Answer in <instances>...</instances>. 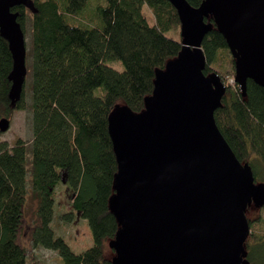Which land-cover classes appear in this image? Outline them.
Segmentation results:
<instances>
[{
  "label": "trees",
  "instance_id": "1",
  "mask_svg": "<svg viewBox=\"0 0 264 264\" xmlns=\"http://www.w3.org/2000/svg\"><path fill=\"white\" fill-rule=\"evenodd\" d=\"M33 0L35 10L12 8L27 36L31 26L28 74L21 98L12 97L13 55L0 30V119L18 110L32 111L33 141L19 138L11 147L0 143V264H29L20 242L30 193L38 200L40 223L34 245L59 251L63 264H113L108 242L119 223L109 207L114 194L117 156L109 132V116L119 103L134 111L145 108L155 88L156 70L182 50L177 8L170 0ZM199 6L203 0H188ZM100 2V1H99ZM153 13V21L146 14ZM28 46V44H27ZM205 73L217 72L228 85L217 124L257 181L264 175V87L248 81L244 96L237 82L236 60L225 36L215 27L205 37ZM120 61L123 69L112 65ZM30 89V103L26 92ZM28 97V98H27ZM2 131L0 130V134ZM31 156V160H30ZM263 173V174H262ZM65 182L73 210L88 220L94 243L76 253L51 226L56 214V187ZM246 242L251 264H264V224L250 219Z\"/></svg>",
  "mask_w": 264,
  "mask_h": 264
},
{
  "label": "water",
  "instance_id": "2",
  "mask_svg": "<svg viewBox=\"0 0 264 264\" xmlns=\"http://www.w3.org/2000/svg\"><path fill=\"white\" fill-rule=\"evenodd\" d=\"M181 20L182 50L156 70L145 108L119 103L109 116L118 161L109 207L119 229L113 264H251L250 206L264 207V181L238 158L215 112L228 85L205 73L206 35L215 27L236 60L244 96L251 79L264 87V0H170ZM33 0H0V30L13 55L12 97L21 98L27 36L12 10ZM11 120L0 119L7 131Z\"/></svg>",
  "mask_w": 264,
  "mask_h": 264
},
{
  "label": "rangeland",
  "instance_id": "3",
  "mask_svg": "<svg viewBox=\"0 0 264 264\" xmlns=\"http://www.w3.org/2000/svg\"><path fill=\"white\" fill-rule=\"evenodd\" d=\"M105 3V0H97L91 10L95 14L98 12L99 5ZM145 11L149 17V20L153 21L154 18L152 11L148 7H146ZM168 35H175L174 37L180 38L181 30H178L175 34L174 31H171L168 33ZM31 40L32 32L31 26L29 25L27 28L28 51L31 49ZM28 60L30 61V59ZM29 61L28 66H30ZM112 65L119 70L123 69V65L120 61H113ZM27 79L28 82L31 80L30 74H27ZM229 81L231 84H234L236 82L235 77H231ZM26 92L29 97L28 102L30 103V89L28 85ZM32 116L33 115L30 107L24 110L16 111L13 118L11 119L10 128L0 134V143L7 142L8 146L11 147L17 142L19 138H21L28 142L30 146L34 137ZM260 178L263 179L261 181H264V175H261ZM67 189L68 187L65 182H61L56 187V214L51 226L57 236L63 237L76 253H81L93 245V234L88 220L81 217L80 213H76L72 220L65 218L64 214L73 210L71 205V191ZM37 210L38 200L33 197L32 193H30L26 202L25 217L20 233V242L28 249L29 264H63V259L59 251L34 245L32 234L34 229L40 223V217ZM247 216L248 218L253 219L255 225L257 226L258 221L261 219V221H259V226H263L264 207L259 208L255 205L250 206V208L247 210ZM114 255L115 251L109 246L107 249V256L112 258Z\"/></svg>",
  "mask_w": 264,
  "mask_h": 264
}]
</instances>
